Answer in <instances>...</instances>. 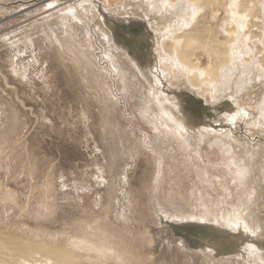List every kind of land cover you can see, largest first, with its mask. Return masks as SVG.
<instances>
[{"label": "rangeland", "instance_id": "374dc122", "mask_svg": "<svg viewBox=\"0 0 264 264\" xmlns=\"http://www.w3.org/2000/svg\"><path fill=\"white\" fill-rule=\"evenodd\" d=\"M40 1L0 0V244L17 252L12 263L251 264L248 251L232 252L227 229L192 217L204 206H247L259 166L239 179L214 137L224 133L248 159L246 135L264 110L261 121L233 95L206 100L184 72L169 73L142 0H95L97 15L87 24L70 16L67 32L65 5L29 8ZM105 12L113 40L94 24ZM195 55L209 64L201 49ZM261 126L255 138L264 140ZM262 196L253 211L264 216Z\"/></svg>", "mask_w": 264, "mask_h": 264}, {"label": "bare ground", "instance_id": "6f19581e", "mask_svg": "<svg viewBox=\"0 0 264 264\" xmlns=\"http://www.w3.org/2000/svg\"><path fill=\"white\" fill-rule=\"evenodd\" d=\"M12 1L23 2L26 0H12ZM93 1L95 2V0H43L38 2V4L35 5L32 4V6H29V8L38 7L40 6L41 3L44 4L47 2L48 4L57 3L56 4L57 8L65 5L64 7L66 10H68V12L63 14L64 21L63 20L62 21L65 22V24L67 25L65 28L66 31L67 27L69 26L70 16L78 17L81 20H85L87 24L88 19H93L97 15L98 11L96 7L93 5ZM142 1L143 2L141 3H144L146 5L145 6L146 9L144 11L145 12L147 11L148 13L146 16L147 22L148 23L149 21L154 22L156 24L155 26L156 32H158L159 35L162 37V40L160 41V48L163 51V54H161V56L159 57V62L171 63L169 73L171 71L177 77L180 74V72H184L183 75L187 76L188 80L186 82L185 79H183L182 77L183 82L185 81L186 84L192 85L194 88L199 90V94L205 96V99L207 98L206 96L209 95H211L212 99H220V98L223 99L222 98L223 96L230 94L233 95L236 99H238L241 105L250 109V111L247 109L248 112L245 111V113L251 115V117L255 115L257 118L258 113L260 114L263 113L264 110V99H263L264 98V87H263L264 86V0H142ZM132 6H134V4ZM60 8L62 9V7ZM222 10L224 11L223 17L220 16V12ZM136 13H130L126 9L125 10L118 9V11H116V16L119 17L133 16L134 18L137 17L143 18L142 16H140V14H136ZM109 17L110 16H108L105 12L101 14L100 17L101 19L99 18L97 20L96 18L94 24L95 25L97 24V29H100V32L103 29L105 31V34L110 39L113 40L112 38L113 33L112 34L110 33V27L107 26L108 24L111 23ZM201 17L202 20H199ZM220 19H222V21ZM220 33L223 34L224 38H222L219 35ZM196 49H201L203 52H205L208 55L209 64L206 67L200 68V66H198L199 62L196 59V55H195ZM177 80L180 81V79L178 78ZM169 83H170L169 84L170 87L175 86L172 81L171 82L169 81ZM258 85L263 87V90H261V92L263 91V93L259 94L260 89H257L258 96L253 98L255 102L249 103L252 102L253 99H246L247 89L250 86H252L253 89V86L258 87ZM164 108H166V106H164ZM170 110L171 112L169 111V115H174V118L177 119L178 121L179 117L176 114V112H174L172 108H170ZM255 116H254V120H255L254 125L256 126L257 120L255 119ZM259 116L258 119L261 120V116L260 118ZM218 119L220 120V118ZM241 119L239 121H241ZM254 120H252V122ZM260 120L258 121V123L261 122L262 120L263 121L261 122L259 127L256 128L255 126H250L252 127L251 130L252 129L254 130L256 128L254 132V136L253 134H248V135L245 134L250 139V143H248L249 145L246 146V148L245 147L243 148V152H246L248 155L251 154L250 156L246 155L248 159H246L245 157H239V152H236V147L234 146L233 143L230 142L227 143L225 140H222L221 135L225 137L224 133L220 134V137H214L215 138L214 141L218 143V146H220V148L224 151V153H227L228 158L232 160L233 163L238 167L237 177H239V179H243V181L245 179H248L249 171L253 170L255 167H257V165L259 166L258 172H260L259 173L260 185L257 187L255 194L253 193L252 198L249 197L250 199H248L249 202L246 204L247 206L242 207L244 204V202H242L243 204H240L239 206H236L234 208H230L227 214L224 213L216 214L213 212L212 209H210V207L204 206L203 211L201 213H198L201 218H199L198 216L192 217L194 218L192 222H197L201 224L202 223L204 224V222L212 223L206 225L207 226L212 225V227L213 225H215L216 228L217 226L218 227L221 226L227 229V231L230 232L231 235L235 237V242L233 243L234 247L232 252H234L235 250L237 251L240 250V253L245 254L248 251L250 254V256L248 257L252 261L251 264H264V241L262 240V237H264V220H263L264 216L259 213H255L253 211V203H255L256 200H259L262 195L264 196V140L262 139V137H260L259 139L255 138L257 132L259 131V128L262 127L261 125H264V113L262 120L261 121ZM218 126L219 125H215L211 123V127H213V130L209 127L208 130L210 131V133L214 135L215 130H217L216 127ZM262 131L264 132V129ZM261 134L262 133L260 131L258 135ZM233 138L235 139V137ZM233 138L232 141L234 140ZM212 139L213 136L208 138V140L211 143L213 142ZM253 156L257 157V159H253ZM241 160L244 162L242 163ZM231 165L232 164H230V166ZM226 206L229 207V205ZM15 253L17 252H13L12 250H10L7 245L0 244V264H5L6 262L9 264H13L12 262L18 263L17 262L18 260L16 261ZM246 259L247 261H249L248 258ZM26 261L31 263V261L29 260ZM40 263H41L40 260L35 259V264H40Z\"/></svg>", "mask_w": 264, "mask_h": 264}, {"label": "water", "instance_id": "95a60500", "mask_svg": "<svg viewBox=\"0 0 264 264\" xmlns=\"http://www.w3.org/2000/svg\"><path fill=\"white\" fill-rule=\"evenodd\" d=\"M191 228H192V230H199V231H205L206 232V230H204V228L203 227H201V226H198V225H193V226H190ZM194 228V229H193Z\"/></svg>", "mask_w": 264, "mask_h": 264}]
</instances>
